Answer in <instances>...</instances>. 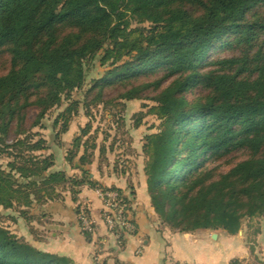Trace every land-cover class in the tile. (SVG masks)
Segmentation results:
<instances>
[{
  "label": "trees",
  "instance_id": "trees-1",
  "mask_svg": "<svg viewBox=\"0 0 264 264\" xmlns=\"http://www.w3.org/2000/svg\"><path fill=\"white\" fill-rule=\"evenodd\" d=\"M132 102L144 104L131 130L157 121L139 143L161 231L237 236L243 222L264 219V0H0V209L30 224L67 193L76 218L92 219L77 203L81 188L115 194L114 209L103 204L99 213L113 222L107 237L120 236L113 250L93 239V219L90 232L76 222L96 264H109L105 254L119 264L115 251L137 234L133 189L127 199L89 181L87 169L107 165ZM80 118L84 127L65 145ZM46 132L81 175L52 171ZM128 147L114 157L126 162ZM127 166L112 165L122 175ZM117 211L132 232L120 228ZM251 242V259L230 264H261ZM0 264L74 263L0 226Z\"/></svg>",
  "mask_w": 264,
  "mask_h": 264
},
{
  "label": "crops",
  "instance_id": "crops-1",
  "mask_svg": "<svg viewBox=\"0 0 264 264\" xmlns=\"http://www.w3.org/2000/svg\"><path fill=\"white\" fill-rule=\"evenodd\" d=\"M75 127L63 136L62 142L68 145L72 136L76 133ZM49 139V154L55 157L54 172H65L68 176L81 175L77 170L70 169L64 162V154L54 144L51 132H46ZM140 142V140H139ZM135 156L129 157L126 162L122 159L106 155L107 165L100 166L97 161L88 170V180L106 189L114 188L121 191L127 199L131 200V188L135 198L132 205L134 222L137 229L135 236H128L124 250L115 251V258L119 264H230L232 260H247L249 251L246 246L244 232L237 236H229L223 233H210L216 235L211 241H199L195 235L172 234L168 230H160L157 217L154 215L146 194L143 177V165L141 155L135 151ZM127 166L126 175L121 174L120 167L113 170L112 165ZM77 203H83L88 207L96 227V235L93 239L107 240L105 251L115 248L114 239L107 237V230L99 217L103 201L98 191L84 185L77 197ZM35 211H32L34 214ZM7 222L13 224L9 231L22 238L37 251L66 257L74 264H96L93 260L95 248L88 244L77 226L75 215V203L69 194L64 193L60 201L49 202L39 212L37 210V225L22 222V218L14 211L3 213ZM13 222V223H12ZM29 226L30 230H37V244L29 241L25 233L18 234L23 228ZM21 232V231H20ZM256 240V239H255ZM255 244L262 251L264 259V236L257 238ZM141 253L138 255L137 250ZM102 260L112 264V258L104 255Z\"/></svg>",
  "mask_w": 264,
  "mask_h": 264
},
{
  "label": "rangeland",
  "instance_id": "rangeland-1",
  "mask_svg": "<svg viewBox=\"0 0 264 264\" xmlns=\"http://www.w3.org/2000/svg\"><path fill=\"white\" fill-rule=\"evenodd\" d=\"M144 104V103H143ZM139 102H132V103H127L126 106H125V113H124V119H125V127H124V131H123V136H117V141H121L119 144L115 145L114 146V153L112 155H110L111 157L113 155H118V154H123V148H121L122 146H129L128 148L131 149L132 151V156H135V151H138L140 153V143H139V140L141 139V137H143V135L147 134L148 133V129H150L153 125H157V121L155 120V118L153 117H148L144 120L143 122V126L141 128H139L138 130L136 131H133L131 130L130 128V118L141 111V105H143ZM146 105H151L149 102H146L145 103ZM116 110H120V108H116ZM145 112H147V110H144ZM34 114H30V117H33ZM98 119V118H97ZM50 123V122H49ZM49 123H45V126H49ZM76 125L74 124V127L76 126L77 128L79 127H84L86 121L82 118L78 119L76 122ZM97 125H95L96 127ZM100 127H104L103 129H105L106 132H109L110 133V136L112 138H114L116 135H115V128H113V130H109L108 129V126H105V123H101L100 124ZM126 132V134H125ZM111 141V139H110ZM109 141V143H110ZM113 141V140H112ZM128 158H126L127 160ZM142 159V157H141ZM3 211L0 209V226L6 228L9 230V228L11 226H14L13 224L7 222V219L5 218V216H3ZM32 215V212L31 214ZM20 217V216H19ZM21 218V217H20ZM23 220V219H22ZM77 220V218H76ZM24 223H26L24 220L22 221ZM32 224H35L37 225V222L34 221ZM29 225V224H28ZM27 226V228H23L22 230L19 231L18 234H23L25 233V237H27L29 239V241H33V238L35 240H37V230H30L29 226ZM256 229H259L260 231V234L257 236V237H254L253 236V233ZM205 232V231H204ZM240 232H244L243 233V236L245 237V241H246V246L248 248V251H250V246L252 244L251 241H253V243H255V241H257V238L259 237H262V235L264 236V219H260V220H253V221H250V222H243V229L240 231ZM239 232V233H240ZM221 233V232H219ZM238 233V235H239ZM225 234V233H223ZM256 239V240H255ZM34 244H37V242H34ZM261 254L262 251L258 248V245L255 244V255L256 257L260 260V263L261 264H264V259L261 257ZM251 259V256H250V252H249V257L247 258V260H250ZM243 261V260H242Z\"/></svg>",
  "mask_w": 264,
  "mask_h": 264
},
{
  "label": "built area",
  "instance_id": "built-area-1",
  "mask_svg": "<svg viewBox=\"0 0 264 264\" xmlns=\"http://www.w3.org/2000/svg\"><path fill=\"white\" fill-rule=\"evenodd\" d=\"M100 197L103 200V204L105 207V210H111L114 209V202L117 200V196L115 194H105L101 195ZM101 218L105 221V226L108 231L113 229V222L106 217V214H102ZM115 221L119 224L120 228H124L127 233H130L133 231L131 225L127 224L124 221V216L122 211L115 212L114 215ZM77 221H79L83 227V231L90 232L93 226V221L88 216L80 215L77 218ZM120 236H114V240L117 241ZM141 253L140 249L137 250V254L139 255Z\"/></svg>",
  "mask_w": 264,
  "mask_h": 264
},
{
  "label": "water",
  "instance_id": "water-1",
  "mask_svg": "<svg viewBox=\"0 0 264 264\" xmlns=\"http://www.w3.org/2000/svg\"><path fill=\"white\" fill-rule=\"evenodd\" d=\"M195 238L199 241H211L216 238V235H211L209 232L197 231Z\"/></svg>",
  "mask_w": 264,
  "mask_h": 264
}]
</instances>
